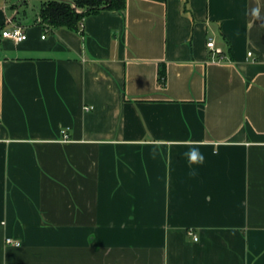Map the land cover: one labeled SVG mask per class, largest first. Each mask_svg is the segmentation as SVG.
<instances>
[{
    "label": "crops",
    "instance_id": "obj_1",
    "mask_svg": "<svg viewBox=\"0 0 264 264\" xmlns=\"http://www.w3.org/2000/svg\"><path fill=\"white\" fill-rule=\"evenodd\" d=\"M43 2L0 0V264H264V0Z\"/></svg>",
    "mask_w": 264,
    "mask_h": 264
},
{
    "label": "trees",
    "instance_id": "obj_2",
    "mask_svg": "<svg viewBox=\"0 0 264 264\" xmlns=\"http://www.w3.org/2000/svg\"><path fill=\"white\" fill-rule=\"evenodd\" d=\"M126 7V0H44L40 18L46 27H66L82 31L86 16L102 9L121 11ZM159 81L165 84V71H160Z\"/></svg>",
    "mask_w": 264,
    "mask_h": 264
},
{
    "label": "built area",
    "instance_id": "obj_3",
    "mask_svg": "<svg viewBox=\"0 0 264 264\" xmlns=\"http://www.w3.org/2000/svg\"><path fill=\"white\" fill-rule=\"evenodd\" d=\"M1 36L4 38H9V39H11L17 43L24 42L28 38L26 31L18 25L12 26V27L7 28V29H3L1 31ZM43 38H45V36H43ZM207 47L212 52V55L214 57H218V56L220 57L223 54V51L220 48L216 47L214 40H209L207 42ZM249 55L251 56L252 53H249ZM220 59H222V58L220 57ZM85 109L90 110L91 108L86 107ZM62 134L64 136V139H68L69 135L67 134L66 130L62 131ZM194 237H195V240H197L196 236H194ZM6 243L8 245H15V246L21 245L20 242L15 241L11 238H7Z\"/></svg>",
    "mask_w": 264,
    "mask_h": 264
},
{
    "label": "clouds",
    "instance_id": "obj_4",
    "mask_svg": "<svg viewBox=\"0 0 264 264\" xmlns=\"http://www.w3.org/2000/svg\"><path fill=\"white\" fill-rule=\"evenodd\" d=\"M188 158L189 166L194 164H203L204 156L198 152V149L193 148L189 152L185 153ZM190 175H195V172H191Z\"/></svg>",
    "mask_w": 264,
    "mask_h": 264
}]
</instances>
